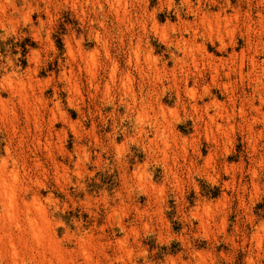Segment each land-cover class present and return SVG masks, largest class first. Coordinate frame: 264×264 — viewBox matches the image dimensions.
<instances>
[{
  "label": "rangeland",
  "instance_id": "obj_1",
  "mask_svg": "<svg viewBox=\"0 0 264 264\" xmlns=\"http://www.w3.org/2000/svg\"><path fill=\"white\" fill-rule=\"evenodd\" d=\"M128 2L0 0V264H264V3Z\"/></svg>",
  "mask_w": 264,
  "mask_h": 264
},
{
  "label": "bare ground",
  "instance_id": "obj_2",
  "mask_svg": "<svg viewBox=\"0 0 264 264\" xmlns=\"http://www.w3.org/2000/svg\"><path fill=\"white\" fill-rule=\"evenodd\" d=\"M110 4V6L111 7H113L114 9H115V11H114V13H116V15L120 18L119 20H121L122 22L126 19L127 20V12H129V10H128V7L130 6V5H128L129 4V2H128V0H107ZM186 2H187V4H188V7H189V9L192 7V5L190 4V0H185ZM262 3H264V0H262ZM261 6H262V4H261ZM264 7V6H263ZM199 9H197V12H199L198 11ZM195 11V10H194ZM235 11V10H234ZM212 12V11H211ZM211 12H209V11H202V12H200V16H199V18H197L198 16H194L195 18H197L199 21H200V23L202 24V25H209V26H211L212 25V23H211V25L209 24V19L211 18V17H209V15H212L211 14ZM220 12V11H219ZM261 12V11H260ZM238 13V12H237ZM215 14V13H214ZM213 14V15H214ZM224 14V13H223ZM231 14H233V12L231 13ZM264 14V13H263ZM212 15V16H213ZM220 13H218L217 14V16H219L220 17ZM225 15V14H224ZM214 17V18H212V19H215L216 20V18L217 19H220V18H218V17ZM222 16V15H221ZM264 16V15H263ZM117 17V18H118ZM232 17L233 16H229V14L227 15H225V25H226V28H227V31L226 32H224V33H226V34H230V36L233 38L234 36H235V30H236V28H235V26H233L234 28H232V29H230V27H232V26H230V23L232 22ZM259 17H261L262 18V15H261V13L259 14ZM212 19H210V21L212 20ZM234 19L236 20L237 19V17H236V15L234 16ZM264 19V18H263ZM118 20V19H117ZM197 20V21H198ZM214 20V21H215ZM196 21V22H197ZM218 20H216V22H217ZM221 21V20H220ZM120 22V21H119ZM212 22H213V20H212ZM194 23V22H193ZM218 23V22H217ZM182 25H185V26H187L186 27V29H187V31L189 30L188 28H190L192 25L191 24H189V23H186V22H182L181 23ZM197 24V23H196ZM195 23L193 24V25H196ZM208 26V28H211V27H209ZM180 27H181V25H180ZM195 28H190L191 29V31H193V34H191V36L193 37V40H194V43L193 44H197V42H196V40L198 39V36H199V29L197 28V27H199V24L197 25V27L196 26H194ZM201 27V26H200ZM173 30H175V28H173ZM201 30H202V28L200 29V32H201ZM209 31H212V30H210V29H208ZM261 31H259V32H256L255 33V36H257V38H258V45H260V44H264L263 42H264V27H262L261 29H260ZM204 31V30H203ZM186 33V32H185ZM212 33V32H211ZM218 34V33H217ZM180 36V35H179ZM182 36V35H181ZM219 37H222V36H219ZM226 37V36H225ZM225 37H224V39H225ZM209 38H210V40H211V42L214 44V42H213V39H212V36H211V34H210V36H209ZM218 38V37H217ZM217 38H216V40H217ZM224 39H220L219 38V42H220V45H221V48H219V49H224V48H226L227 47V44H226V42H225V40ZM190 40H192V39H190ZM192 40V41H193ZM180 43L181 42H183L184 43V46L186 45V43H187V41H186V39L182 36L181 37V39L180 40H178ZM178 41H177V43H178ZM228 43V42H227ZM189 43H187V45H188ZM191 44V43H190ZM179 45V44H178ZM181 45V44H180ZM186 45V47L187 48H189L188 46ZM220 45H219V47H220ZM198 46V48L199 49H201V51H203L204 53H206V45L205 44H200V45H197ZM261 46V45H260ZM263 46V45H262ZM182 47V46H181ZM186 49V48H185ZM206 49V50H205ZM219 49H218V51H219ZM189 50H190V52H191V48H189ZM185 51V50H184ZM225 51V50H224ZM240 54H242L240 57L241 58H239L238 59V56H239V54H238V56L234 53V56H232L231 55V57H229L230 59V61L229 60H224V59H217V58H211V57H209V60L207 61V63H208V65H209V67H210V71H211V73L213 74H211L212 75V79H213V81H215V80H217L218 81V78H220L219 77V74H220V71H221V69L222 68H224L225 66H227V75H226V77L227 76H229V77H231L230 76V74L232 73V72H236V68L238 67V73L240 72V75H239V77L241 76L242 77V79H243V77H244V73H243V69H244V66H245V64H247L246 62L247 61H249V65H250V72H256V70H259L260 72H257V74H261V75H259V76H257V80H256V88H254L256 91L255 92H259V90L260 89H263L264 87H262L263 85H264V82H262V77L264 76V65L263 64H260L257 60H255V58L252 56V57H249V58H247L246 57V54L245 53H243V52H241ZM239 61V63H238V65H237V62ZM230 65H229V64ZM208 67V68H209ZM248 68V67H247ZM225 69V68H224ZM249 70V69H248ZM225 71V70H224ZM226 73V72H225ZM225 73H223V74H225ZM66 74H67V72H66ZM249 74V73H248ZM64 75V74H63ZM233 75V74H232ZM238 75V74H237ZM254 75V74H253ZM255 76V75H254ZM248 77V76H247ZM66 78V77H65ZM250 78V77H249ZM255 78V77H254ZM219 83V82H218ZM224 86H227V85H224ZM134 100V99H133ZM191 105V104H190ZM204 105V104H203ZM261 106H262V104H261ZM251 110L252 111H254L255 112V114H256V116H253V120L255 121V122H262V124L264 125V113H262V111H261V108H256V106L252 103L251 104ZM191 108L192 109H194V110H197V109H199L200 108V106H199V104L197 103V101L196 102H194V105H191ZM204 108L206 109V112H207V114H209L208 113V111H209V109H210V107L208 106V105H204ZM5 186V185H4ZM9 191H10V189H9ZM8 191V192H9ZM11 193L9 194V193H7V194H9V195H7L8 197H10V195H14L13 193L14 192H12V188H11V191H10ZM5 193V192H4ZM11 199V198H10Z\"/></svg>",
  "mask_w": 264,
  "mask_h": 264
}]
</instances>
